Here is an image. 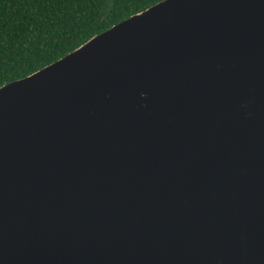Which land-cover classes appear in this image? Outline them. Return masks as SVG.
I'll list each match as a JSON object with an SVG mask.
<instances>
[{"label":"water","instance_id":"water-1","mask_svg":"<svg viewBox=\"0 0 264 264\" xmlns=\"http://www.w3.org/2000/svg\"><path fill=\"white\" fill-rule=\"evenodd\" d=\"M0 264H264V0H162L0 86Z\"/></svg>","mask_w":264,"mask_h":264},{"label":"trees","instance_id":"trees-1","mask_svg":"<svg viewBox=\"0 0 264 264\" xmlns=\"http://www.w3.org/2000/svg\"><path fill=\"white\" fill-rule=\"evenodd\" d=\"M162 0H0V86Z\"/></svg>","mask_w":264,"mask_h":264}]
</instances>
